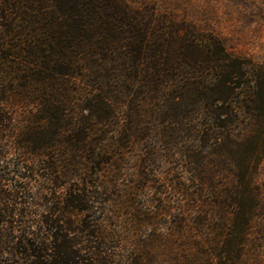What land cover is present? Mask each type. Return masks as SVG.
<instances>
[{
	"label": "trees",
	"instance_id": "1",
	"mask_svg": "<svg viewBox=\"0 0 264 264\" xmlns=\"http://www.w3.org/2000/svg\"><path fill=\"white\" fill-rule=\"evenodd\" d=\"M157 129L167 150L190 140L174 214L100 180L129 144L148 170ZM200 148L225 158L223 184ZM0 264H264V63L147 4L0 0Z\"/></svg>",
	"mask_w": 264,
	"mask_h": 264
},
{
	"label": "rangeland",
	"instance_id": "2",
	"mask_svg": "<svg viewBox=\"0 0 264 264\" xmlns=\"http://www.w3.org/2000/svg\"><path fill=\"white\" fill-rule=\"evenodd\" d=\"M127 1L135 6L147 4L162 13L175 17L178 21H185L196 26L198 30L212 33V35L223 42L228 53L233 56L249 59L258 64L264 63V0ZM72 88L76 89L78 85L74 84ZM25 113L26 112L22 110V115ZM75 114H77V112H75ZM154 131H156L154 135L157 136V138L151 142V146H154L157 156L151 166L148 167V170L145 171L141 168L143 164L140 160L143 153L140 152V148L137 145L131 146L129 144L128 147L130 148L121 150V153L117 151V154H109L104 158V160L110 159L111 162L109 164L102 163L104 166L101 167L100 180L102 183L106 181H112L113 183L112 192L108 195V198H120V200H130V198H132L138 203H145V206H143L141 210L146 212L151 210L159 213L157 207L166 205L171 208L173 207L171 213L174 214L175 210L179 208L178 206H183L182 203H187L188 201L179 204L176 203L175 196H173L172 184L188 183L194 177V174L192 175V173L188 171V165L185 159L179 157L188 144H190V140L186 141V138H181L182 145L181 142L178 141V144L174 143V146L171 147L172 150L171 148L167 150L169 149L168 145H166L168 142L164 140L161 135L164 131L159 129ZM91 139L94 144H97V147H92V149H97L98 146L101 145H99V137L94 135ZM120 139L118 138V141ZM109 149L112 150V148H108V150ZM113 151H115V148H113ZM203 151L207 150L203 149ZM203 151L200 148L197 149L196 153L198 157L201 158V161L204 162L202 170L208 171L207 176L216 173V183L223 184L224 177L222 176V170L225 167V158L223 155L218 156L216 154L214 160L209 152L204 153ZM22 156L24 158L32 157L25 153L22 154ZM89 165L91 164L89 163ZM141 171L147 173L146 181H138ZM92 172L95 171L92 170ZM40 173L43 174V171H40ZM31 178L32 179H23L22 183L31 188L28 192H30L32 198L35 201L41 202V194H43L44 191L42 189L43 187H40V185L43 186L42 184H46L43 183L44 178L40 175H35ZM75 178L76 177H74V179ZM151 179L152 182L149 183L148 180ZM64 181L65 179H60L59 182L63 183ZM138 184H145L144 187L149 186L146 189L139 188L140 190L138 191ZM57 185H60V183ZM133 187L136 189L134 192H137L138 196L130 194ZM54 189H56L55 191L57 194L65 193V189L57 187ZM183 200H185V198ZM36 209L41 210L40 208ZM170 229L171 228L166 230L165 228L162 231L166 232L170 231ZM190 235L191 234L188 233L186 237L189 238Z\"/></svg>",
	"mask_w": 264,
	"mask_h": 264
}]
</instances>
